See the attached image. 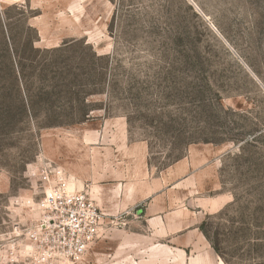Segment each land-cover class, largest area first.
Listing matches in <instances>:
<instances>
[{
  "label": "rangeland",
  "instance_id": "rangeland-1",
  "mask_svg": "<svg viewBox=\"0 0 264 264\" xmlns=\"http://www.w3.org/2000/svg\"><path fill=\"white\" fill-rule=\"evenodd\" d=\"M0 264H264V0H0Z\"/></svg>",
  "mask_w": 264,
  "mask_h": 264
},
{
  "label": "built area",
  "instance_id": "built-area-1",
  "mask_svg": "<svg viewBox=\"0 0 264 264\" xmlns=\"http://www.w3.org/2000/svg\"><path fill=\"white\" fill-rule=\"evenodd\" d=\"M44 206L51 215V241L63 257L78 260L97 235L101 224L97 209L83 194L67 193L62 187L46 195Z\"/></svg>",
  "mask_w": 264,
  "mask_h": 264
},
{
  "label": "bare ground",
  "instance_id": "bare-ground-1",
  "mask_svg": "<svg viewBox=\"0 0 264 264\" xmlns=\"http://www.w3.org/2000/svg\"><path fill=\"white\" fill-rule=\"evenodd\" d=\"M2 2H4V3H9V4H13V3H16V2H19V1H21V0H1ZM37 21V23L39 24V26L40 27H42L43 25H44V20H36ZM38 26V27H39ZM45 28V27H44ZM43 29V28H42ZM41 30V29H40ZM40 34H41V39L42 38H44L46 35H45V33H43L42 31L40 32Z\"/></svg>",
  "mask_w": 264,
  "mask_h": 264
},
{
  "label": "trees",
  "instance_id": "trees-1",
  "mask_svg": "<svg viewBox=\"0 0 264 264\" xmlns=\"http://www.w3.org/2000/svg\"><path fill=\"white\" fill-rule=\"evenodd\" d=\"M204 226L205 224H201V226L199 227V229L201 230V232L205 235V232H204ZM213 250L217 252V248L216 247H213Z\"/></svg>",
  "mask_w": 264,
  "mask_h": 264
},
{
  "label": "crops",
  "instance_id": "crops-1",
  "mask_svg": "<svg viewBox=\"0 0 264 264\" xmlns=\"http://www.w3.org/2000/svg\"><path fill=\"white\" fill-rule=\"evenodd\" d=\"M202 167H204V165H201V166H200V168H202ZM225 198H227V197H225Z\"/></svg>",
  "mask_w": 264,
  "mask_h": 264
}]
</instances>
